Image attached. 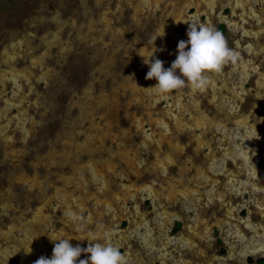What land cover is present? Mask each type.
Wrapping results in <instances>:
<instances>
[{
    "label": "rangeland",
    "instance_id": "374dc122",
    "mask_svg": "<svg viewBox=\"0 0 264 264\" xmlns=\"http://www.w3.org/2000/svg\"><path fill=\"white\" fill-rule=\"evenodd\" d=\"M188 23L234 59L158 94L144 59ZM94 234L126 264L264 257V0H0V264Z\"/></svg>",
    "mask_w": 264,
    "mask_h": 264
},
{
    "label": "clouds",
    "instance_id": "9594fccd",
    "mask_svg": "<svg viewBox=\"0 0 264 264\" xmlns=\"http://www.w3.org/2000/svg\"><path fill=\"white\" fill-rule=\"evenodd\" d=\"M188 24V39L179 41L178 55L170 67L165 68L164 61L159 58L153 59V56L144 59V63L149 65L145 79H156L157 84L151 88L158 94L170 93L185 87L186 84L194 90H202L206 84V73L219 72L225 63L234 59V53L229 49L221 32L207 25ZM163 35L158 34L155 40ZM139 54L142 55L140 52ZM49 238L54 242L52 257L41 256L34 264H126L125 256L119 248L107 242H98L104 239L101 234L87 238L89 241L87 247H81L80 244L73 246L69 242L72 237L49 236ZM31 251L30 247L26 253L30 254ZM82 253L90 255L85 259H79Z\"/></svg>",
    "mask_w": 264,
    "mask_h": 264
},
{
    "label": "flooded vegetation",
    "instance_id": "af4514ba",
    "mask_svg": "<svg viewBox=\"0 0 264 264\" xmlns=\"http://www.w3.org/2000/svg\"><path fill=\"white\" fill-rule=\"evenodd\" d=\"M6 48H7V47L5 46V47H3V48L1 49V50H2V53L5 52V50H8V48H7V49H6ZM5 53H7V51H6ZM1 57H2V56H1ZM4 62H5V60H4ZM4 62L2 63V65H4V67H5ZM8 202H9V200L6 201V203H8ZM262 258H264V257H262ZM262 258H260V259H262ZM260 259H259V260H260ZM259 260L257 261V264H259Z\"/></svg>",
    "mask_w": 264,
    "mask_h": 264
},
{
    "label": "trees",
    "instance_id": "16d2710c",
    "mask_svg": "<svg viewBox=\"0 0 264 264\" xmlns=\"http://www.w3.org/2000/svg\"><path fill=\"white\" fill-rule=\"evenodd\" d=\"M221 31H222V33L225 31V26L224 25L221 26ZM259 264H264V258L259 260Z\"/></svg>",
    "mask_w": 264,
    "mask_h": 264
}]
</instances>
